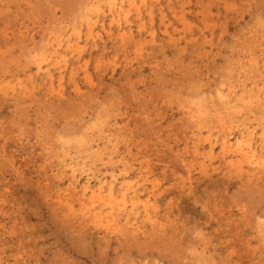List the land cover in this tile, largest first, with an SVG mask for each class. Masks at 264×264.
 <instances>
[{
    "label": "clouds",
    "instance_id": "9594fccd",
    "mask_svg": "<svg viewBox=\"0 0 264 264\" xmlns=\"http://www.w3.org/2000/svg\"><path fill=\"white\" fill-rule=\"evenodd\" d=\"M0 264H264V0H0Z\"/></svg>",
    "mask_w": 264,
    "mask_h": 264
}]
</instances>
